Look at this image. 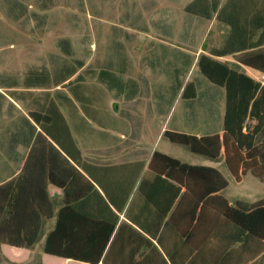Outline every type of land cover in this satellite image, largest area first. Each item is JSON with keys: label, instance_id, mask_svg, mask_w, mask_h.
<instances>
[{"label": "trees", "instance_id": "obj_1", "mask_svg": "<svg viewBox=\"0 0 264 264\" xmlns=\"http://www.w3.org/2000/svg\"><path fill=\"white\" fill-rule=\"evenodd\" d=\"M216 4L218 0H194L186 12L210 18L217 11ZM217 18L231 27L233 36L219 48L205 46L198 68L211 83L225 89L223 129L201 137L166 131L164 137L195 154L224 157L237 182L247 174L263 181L264 82L222 58L232 56L241 66L264 75V0H228ZM188 89H195L192 82L184 90V99L195 96L194 92L188 94ZM30 116L41 129L34 145L38 139L47 143L69 172L62 180L49 168L45 175L48 182L39 189L34 188L38 182L29 179L26 170L0 184V244L15 251L36 244L43 220L51 218L43 204H53L48 193V184H52L63 190V207L43 249L53 258L88 264H99L101 260L103 264H175L167 243L176 235L191 246L195 235L203 236L198 229L209 224L213 225L210 230L228 235L223 250L228 254L224 257L237 251L235 246L254 256L264 251V198L230 203L221 195L229 181L218 169L182 162L159 151L147 165H91L83 160L55 105L43 112H31ZM122 213L133 224H125L132 234L119 242L116 234L111 241ZM220 220L222 224L218 225ZM86 221L100 226H88Z\"/></svg>", "mask_w": 264, "mask_h": 264}, {"label": "crops", "instance_id": "obj_2", "mask_svg": "<svg viewBox=\"0 0 264 264\" xmlns=\"http://www.w3.org/2000/svg\"><path fill=\"white\" fill-rule=\"evenodd\" d=\"M164 1L165 5L159 9L162 20L158 29L162 36L175 35V54L169 53L168 61L160 59L162 54L154 58L150 63L156 67L152 72L155 75L142 78L131 76L132 68L138 65L139 60L133 59L128 46L92 42L89 47L79 44L53 49L50 45L37 44L36 37L45 32V5L41 4L38 12L17 8L7 14L10 24H0V184L19 177L26 170L29 179L38 182L34 188L39 189L48 182L45 175L49 168H53L60 179H65L69 169L58 155L41 139L34 145L41 129L30 113L43 112L51 105H55L64 117L83 160L101 167L140 162L147 165L156 151L169 155L158 149V141L164 138L166 131L199 137L222 131L226 92L200 73L198 59L205 52V46L219 48L233 36L231 27L217 18L228 0H218L217 11L210 18L186 12V7L194 0ZM142 23L132 30L149 35L148 28ZM50 32L47 30V33ZM222 60L255 77L259 75L238 64L232 56ZM170 64L174 66L175 73L165 77L163 66ZM165 82H170L173 87L171 92H163ZM190 82L195 89H188V94L194 92L195 96L184 99V90ZM148 84L152 85V91L158 98L154 105L145 100L147 92L143 94L141 90V85ZM197 131L206 134H195ZM148 133L155 135L148 137ZM141 140L152 144L149 151L130 152L127 143ZM146 169L147 166L143 174ZM48 193L53 204H43V210L51 213V218L44 219L42 223L39 240L43 233V249L47 234L55 227L57 213L63 207L62 189L48 184ZM119 216L111 241L116 234V242L130 238L132 234V229L126 225L133 224L124 213ZM92 222L86 221L85 224L100 226ZM212 226L209 224L202 230L198 229L203 236L195 235L191 246L176 235L167 243L175 264H264V251L254 256L250 251L237 249L239 246H235L237 251H233L232 255L224 257L228 254V251H223L228 235L225 232L218 234L216 229L210 230ZM31 249L18 250L26 254L23 263L32 257ZM42 256L43 253V264ZM48 257L52 259L45 260L44 264H50L49 261L88 264Z\"/></svg>", "mask_w": 264, "mask_h": 264}, {"label": "rangeland", "instance_id": "obj_3", "mask_svg": "<svg viewBox=\"0 0 264 264\" xmlns=\"http://www.w3.org/2000/svg\"><path fill=\"white\" fill-rule=\"evenodd\" d=\"M41 4L45 5L47 17L45 16L44 20V34L36 37L37 44L50 45L53 49L79 44L89 47L92 42L99 45L128 46L133 59L139 60L138 65L132 68L131 76L134 78L155 75L152 72L156 67H152L150 61H154V58L160 57L161 54L160 59L168 61L171 56L169 53L175 54V35L162 36L158 29L162 20L159 9L165 5L164 0H0V24H10L7 14L13 9L38 12ZM140 22L148 28L149 35L144 36L132 30L138 27ZM47 30L51 32L47 33ZM163 68L165 77L175 73L172 64ZM141 88L143 94L147 92L145 100L154 105L158 98L152 91V85H141ZM172 88L170 82L163 83V92H171ZM195 134L206 133L197 131ZM154 135L155 133H148V137ZM127 145L130 152H148L152 144L148 145L146 140H141L130 141ZM158 149L183 162L217 168L229 181V186L221 194L231 203L237 200L254 202L264 198V180L247 174L241 182H237L227 169L224 157L213 159L197 155L187 146L172 143L165 137L159 139ZM44 236L42 233L40 240L31 249L32 257L25 263L23 262L26 260V254L0 244V264H42V253L43 264L45 260L48 262L52 258L43 252ZM49 263L61 264L58 261Z\"/></svg>", "mask_w": 264, "mask_h": 264}, {"label": "built area", "instance_id": "obj_4", "mask_svg": "<svg viewBox=\"0 0 264 264\" xmlns=\"http://www.w3.org/2000/svg\"><path fill=\"white\" fill-rule=\"evenodd\" d=\"M259 81H262V82H264V75H262V74H259V75H257V77H256Z\"/></svg>", "mask_w": 264, "mask_h": 264}]
</instances>
